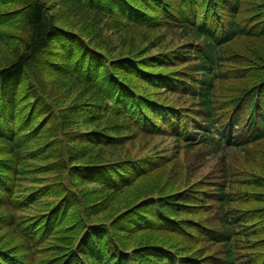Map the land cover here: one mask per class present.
Wrapping results in <instances>:
<instances>
[{"label":"trees","instance_id":"16d2710c","mask_svg":"<svg viewBox=\"0 0 264 264\" xmlns=\"http://www.w3.org/2000/svg\"><path fill=\"white\" fill-rule=\"evenodd\" d=\"M0 264H264V0H0Z\"/></svg>","mask_w":264,"mask_h":264},{"label":"rangeland","instance_id":"374dc122","mask_svg":"<svg viewBox=\"0 0 264 264\" xmlns=\"http://www.w3.org/2000/svg\"><path fill=\"white\" fill-rule=\"evenodd\" d=\"M151 142L152 143L156 142V145L159 146V148H165L166 146H169L171 148L173 146V140L170 137H157L154 140L152 139Z\"/></svg>","mask_w":264,"mask_h":264}]
</instances>
